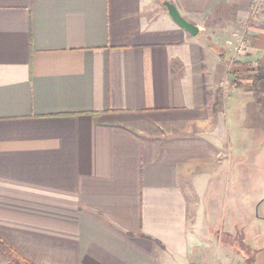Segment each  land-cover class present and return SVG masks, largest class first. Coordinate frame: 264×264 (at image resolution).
Listing matches in <instances>:
<instances>
[{"label": "crops", "instance_id": "crops-1", "mask_svg": "<svg viewBox=\"0 0 264 264\" xmlns=\"http://www.w3.org/2000/svg\"><path fill=\"white\" fill-rule=\"evenodd\" d=\"M162 1L0 0V240L20 259L245 264L220 236L242 213L252 233L255 201L239 200L244 164L228 153L243 143L213 107L229 70L264 66V14L253 21L251 0H167L191 35ZM229 9L238 25L210 30ZM239 24L233 66L235 44L213 35ZM260 93L249 122L264 132ZM12 258L0 247V264Z\"/></svg>", "mask_w": 264, "mask_h": 264}, {"label": "rangeland", "instance_id": "rangeland-1", "mask_svg": "<svg viewBox=\"0 0 264 264\" xmlns=\"http://www.w3.org/2000/svg\"><path fill=\"white\" fill-rule=\"evenodd\" d=\"M261 13V15H263L264 10H262ZM234 15L235 12L232 9L220 11V13L214 16L207 24L210 30L214 29L212 26L221 28L224 27L225 24L230 23L231 25L237 26L238 23L232 20ZM256 20L261 23V20L258 18ZM246 25L239 24L240 29H237L239 31L237 36L233 35L234 37L230 35L223 40L224 32L222 30L213 35L218 44L226 43L229 40L231 41L227 42L228 45H231L232 43L235 44L232 53V61L230 63L245 59L238 50L242 48L239 41L244 39L249 33L247 31V33L245 32V30L249 29ZM233 33L234 30L232 31V34ZM208 36L209 39H212L210 35ZM231 65L230 67H232ZM247 75L249 74L244 70L235 75L228 72L227 77L224 79L220 88L222 92V111L224 112L226 122L228 123L229 137L230 134H232V142L237 141L239 144L243 143V145H229L228 158L230 161L231 158L233 159L232 167H234L238 161L243 162L244 164L243 167L240 168L242 172L239 171V175L236 176V178L238 177L239 188H242L240 193L243 194V198H245V200H239L243 202L255 201L253 215L249 219L253 228L252 233L250 230L247 232L243 229L246 226V223L248 226L250 225L248 221H245L243 213L239 214L238 217L240 220L238 221H242L239 222L236 227V231L239 233L236 235L232 234L230 237H228L229 234L223 233L225 237L220 236V240L233 243L234 249L239 255H241V257H243L241 258L243 263L264 264V132L255 125L252 127V124L249 122L251 117L249 113L252 110L251 101L253 99V103H260L262 101V96L259 91L251 88L250 83L245 80V76ZM235 81L238 83L237 86L233 84ZM260 89H264V81L260 83ZM261 105L258 106L259 109H255L254 111H259L262 107L264 108V105L262 107ZM224 106L225 109L223 110ZM244 169H246V172ZM251 169L252 173L250 172ZM235 182L236 179L234 181L232 180V185H235ZM257 214L258 216H261L262 219L259 218ZM254 233L255 235H253ZM258 233L261 234V236H258ZM234 235L237 238H235Z\"/></svg>", "mask_w": 264, "mask_h": 264}, {"label": "trees", "instance_id": "trees-1", "mask_svg": "<svg viewBox=\"0 0 264 264\" xmlns=\"http://www.w3.org/2000/svg\"><path fill=\"white\" fill-rule=\"evenodd\" d=\"M211 46L215 49L218 50L219 53L221 52V50L219 49V46L212 43L211 42ZM233 66L235 65H239L240 62L239 61H234ZM242 65H248L247 69H243L245 72H247L249 75L245 76V80H247L250 85L251 88H253L256 91L260 92V83L264 81V66H262V63H260V61L257 62L256 66H252L250 63H242ZM241 70V71H243ZM230 74H237L238 71L237 70H231L229 71ZM235 86H237L238 83H233ZM217 95H216V99L214 102V110H221L222 108V92H221V88H218L216 90ZM0 247L5 251V253H7L8 255L12 256V262L11 264H31L23 259H20L15 253H13L4 243L3 241L0 240ZM250 264V263H249Z\"/></svg>", "mask_w": 264, "mask_h": 264}, {"label": "water", "instance_id": "water-1", "mask_svg": "<svg viewBox=\"0 0 264 264\" xmlns=\"http://www.w3.org/2000/svg\"><path fill=\"white\" fill-rule=\"evenodd\" d=\"M163 6L166 8L167 13L170 15V17L185 31H188L191 35H196L198 32V27L191 23L188 22L186 19H184L177 8L173 6L172 3H170L167 0L162 1Z\"/></svg>", "mask_w": 264, "mask_h": 264}, {"label": "built area", "instance_id": "built-area-1", "mask_svg": "<svg viewBox=\"0 0 264 264\" xmlns=\"http://www.w3.org/2000/svg\"><path fill=\"white\" fill-rule=\"evenodd\" d=\"M249 10H250V15L249 16H251L253 21H255L257 18H259L258 16H260L262 14L261 13L262 10H264V0H251ZM245 38L246 37H244V39H241L239 41L241 46H243L245 44V41H246Z\"/></svg>", "mask_w": 264, "mask_h": 264}]
</instances>
